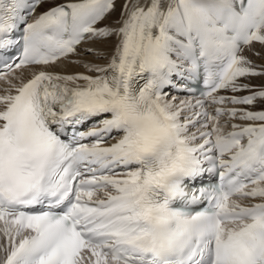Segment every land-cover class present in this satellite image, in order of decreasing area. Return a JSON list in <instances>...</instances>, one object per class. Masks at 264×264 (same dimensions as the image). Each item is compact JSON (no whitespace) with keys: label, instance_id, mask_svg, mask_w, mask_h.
Segmentation results:
<instances>
[{"label":"snow or ice","instance_id":"obj_1","mask_svg":"<svg viewBox=\"0 0 264 264\" xmlns=\"http://www.w3.org/2000/svg\"><path fill=\"white\" fill-rule=\"evenodd\" d=\"M41 2L0 0V264H264V110L227 106L264 87L218 94L264 75V0ZM111 37L95 75L24 77Z\"/></svg>","mask_w":264,"mask_h":264},{"label":"bare ground","instance_id":"obj_2","mask_svg":"<svg viewBox=\"0 0 264 264\" xmlns=\"http://www.w3.org/2000/svg\"><path fill=\"white\" fill-rule=\"evenodd\" d=\"M61 2H72V0H53L49 6L61 3ZM125 0H115L114 10L107 14L104 19H102L97 25V28L118 27V22L121 20V11ZM47 7H42L41 10H45ZM116 42L115 37L111 38H98L84 41L77 47V52L71 54L67 58L61 59L54 64L42 67L48 69L52 72H59L62 74H74V73H87L84 68L85 63H95L99 65H105L108 62L109 54L113 50V46ZM93 49V52H86L85 49ZM242 55L248 57L258 69L264 70V46L253 43L248 46ZM39 67H29L23 69V74L25 79L30 77L31 72L35 70H40ZM90 75H95V73H87ZM241 83L249 84L251 87L248 90L235 92L236 95H244L264 87V75L250 76L240 79ZM233 93V92H231ZM240 108H247L248 110H264V99L258 98L253 105H241ZM232 123H234L232 121Z\"/></svg>","mask_w":264,"mask_h":264}]
</instances>
